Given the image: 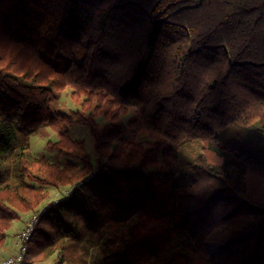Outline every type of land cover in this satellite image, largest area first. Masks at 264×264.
<instances>
[{"label": "trees", "instance_id": "16d2710c", "mask_svg": "<svg viewBox=\"0 0 264 264\" xmlns=\"http://www.w3.org/2000/svg\"><path fill=\"white\" fill-rule=\"evenodd\" d=\"M254 123L264 0H0V248L62 188L24 264H264Z\"/></svg>", "mask_w": 264, "mask_h": 264}, {"label": "rangeland", "instance_id": "374dc122", "mask_svg": "<svg viewBox=\"0 0 264 264\" xmlns=\"http://www.w3.org/2000/svg\"><path fill=\"white\" fill-rule=\"evenodd\" d=\"M70 93H71V91L66 89L63 92L56 94L55 101L51 107L52 112L69 111V109H71V108H74V109L76 108L75 103H73V101L70 97ZM130 115L131 114L124 116V119L125 120L128 119L130 117ZM238 127H239L238 123H232V124L226 126L225 128H223L222 130H219L217 132V135L219 137L220 143L225 144L230 139L234 130ZM73 132L77 138H84L86 140L90 150L93 151V141H92L87 129L82 128L81 126H77ZM52 138H55V134L48 127L41 129L37 134H35V136L32 139V150L35 152V154H38L40 156H47L48 158L55 159L53 156V153H51L50 150L46 147L47 142L49 141V139H52ZM242 138L245 140H251V141L257 142L258 144L261 145V149L258 152L257 157L261 162L264 163V133L261 131L259 125L257 123H254L253 125L246 127L244 130ZM169 146H172V144L169 141H165L163 143L162 148H166ZM200 148H201L200 143H196L192 146V148L189 151L191 154H194L195 152H199ZM55 160L59 164L63 163V160H59V159H55ZM64 192L69 193L70 190L68 189L66 191H63L62 188H60L56 191H53L52 195H51V199L49 200V202L46 203V205L52 204L53 201L58 202L59 199H62V197L65 196ZM30 217L31 216H26V217H24L23 220L14 223L13 228L11 230L12 234H11L10 238L8 239L10 245L8 244L6 247L0 248V257H4V256L8 255L9 253H11L10 247H12L11 249L15 250L14 245H13V237L15 236V234L20 229H22V227L27 223V221L30 219ZM222 238H223L222 232L221 231L216 232L208 240V244L211 246L215 241H218ZM39 264H51V261L48 260L46 262L39 263Z\"/></svg>", "mask_w": 264, "mask_h": 264}, {"label": "built area", "instance_id": "2783aa9c", "mask_svg": "<svg viewBox=\"0 0 264 264\" xmlns=\"http://www.w3.org/2000/svg\"><path fill=\"white\" fill-rule=\"evenodd\" d=\"M53 203L56 202L53 201ZM52 204L45 205V207L38 214L31 215L27 223L13 237L15 252L13 254L0 257V264H24L28 243L33 239L36 223L40 216H42Z\"/></svg>", "mask_w": 264, "mask_h": 264}, {"label": "crops", "instance_id": "0c3cea01", "mask_svg": "<svg viewBox=\"0 0 264 264\" xmlns=\"http://www.w3.org/2000/svg\"><path fill=\"white\" fill-rule=\"evenodd\" d=\"M22 226H23V225H22ZM9 247H10V246H9ZM11 248H12V247H10V252H11V253H9V254H12V253L15 251L14 249H11ZM9 254H8V255H9Z\"/></svg>", "mask_w": 264, "mask_h": 264}]
</instances>
